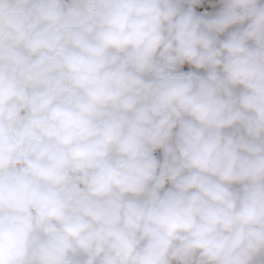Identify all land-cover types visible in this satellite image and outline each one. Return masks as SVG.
Returning a JSON list of instances; mask_svg holds the SVG:
<instances>
[{
  "label": "clouds",
  "instance_id": "clouds-1",
  "mask_svg": "<svg viewBox=\"0 0 264 264\" xmlns=\"http://www.w3.org/2000/svg\"><path fill=\"white\" fill-rule=\"evenodd\" d=\"M0 264H264V0H0Z\"/></svg>",
  "mask_w": 264,
  "mask_h": 264
}]
</instances>
